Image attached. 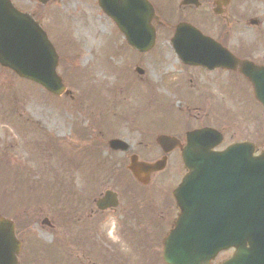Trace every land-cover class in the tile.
<instances>
[{
	"label": "rangeland",
	"instance_id": "1",
	"mask_svg": "<svg viewBox=\"0 0 264 264\" xmlns=\"http://www.w3.org/2000/svg\"><path fill=\"white\" fill-rule=\"evenodd\" d=\"M14 1L46 31L59 54L57 72L69 90L55 97L0 67V215L16 221L25 251L30 244L51 248L47 258L31 253V264H58L52 254L56 231L40 224L44 216L53 223L60 215L73 217L77 201L95 198L108 183L119 190L123 184L137 188L118 165H125V155L107 147L110 138L125 140L135 151L138 142L147 143L157 133L204 124L222 131L228 141L243 139L264 150V108L251 90L229 74L189 73L169 43L172 26L190 21L264 63V0H230L221 15L212 13V0H201L196 9L182 7L180 0H152L162 25L146 54L123 43L96 0ZM96 151L108 160L96 164ZM170 162L165 173L181 172L178 157ZM69 217L63 218L68 226ZM58 233L70 236L64 229ZM21 260L28 264L25 255Z\"/></svg>",
	"mask_w": 264,
	"mask_h": 264
},
{
	"label": "water",
	"instance_id": "2",
	"mask_svg": "<svg viewBox=\"0 0 264 264\" xmlns=\"http://www.w3.org/2000/svg\"><path fill=\"white\" fill-rule=\"evenodd\" d=\"M189 1L183 0V3ZM98 4L132 47L139 51L152 47L155 38L150 24L152 8L146 0H98ZM206 39L196 28L180 23L171 42L185 63L226 60L220 53L208 57V53L199 50L205 46ZM0 64L54 94L64 90L55 72L57 55L45 32L9 0H0ZM240 71L252 83L255 98L264 105V67L242 61ZM218 136L209 128L187 134L188 145L182 151V160L189 172L175 196L182 210L181 220L189 227L185 236L172 233L165 239L163 256L170 264H209L219 250L232 245L235 252L220 264H264V152L252 156V145L246 143H234L223 151L213 152L210 149L220 141ZM166 140L170 138H157L159 143ZM118 142L112 140L110 145L118 147ZM157 164L133 162L132 168L150 171ZM136 177L139 178L137 173ZM221 192L223 204L235 207L234 222L202 218L203 207L218 203ZM186 215L193 217L188 220ZM19 248L13 222L0 217V264H16Z\"/></svg>",
	"mask_w": 264,
	"mask_h": 264
},
{
	"label": "flooded vegetation",
	"instance_id": "3",
	"mask_svg": "<svg viewBox=\"0 0 264 264\" xmlns=\"http://www.w3.org/2000/svg\"><path fill=\"white\" fill-rule=\"evenodd\" d=\"M212 1L215 5L217 4L221 12L225 13L227 0ZM184 7L190 8L191 6ZM153 21L156 28L162 25L158 16H155ZM227 35L230 36V34ZM215 40L236 57L257 63L251 52L248 51L245 54L234 51L230 40L224 41L218 38ZM180 65L189 73L195 71L204 76L211 73L217 75L225 73L241 77L247 82L237 71L219 67ZM214 79L216 77H210V80L213 81ZM195 128H199V126L191 127L186 131ZM186 131L184 133L176 132L174 135L179 140L178 145L144 144L139 151L141 144L138 142L137 151L149 156L156 155L154 160L162 157L168 159L170 156H180V147L186 144ZM224 146L225 143L222 142L215 149L218 150ZM122 153L128 159L131 155L136 154L131 151L130 146H127ZM166 170L165 165L162 169L151 173L150 182L146 185L139 184L138 186L137 184L135 189L127 184L123 185L122 190L113 194L114 198L104 199L100 203L101 208L97 207V202L98 199L102 198L103 193H99L97 198H91L84 203L77 204L72 211L73 217H69L70 226L64 225V216L60 215L56 224L50 226H54L56 229V253L59 264H166L162 260L163 239L175 229V223L180 212L173 196V189L180 182L187 169L182 167L181 172L170 175L165 173ZM111 202H115L114 205H110ZM108 218L112 219L111 222L108 221ZM108 226H110V231L106 232ZM71 228L75 230L70 231ZM62 229H66L70 236L65 238L62 236L61 238L58 231L61 232ZM113 234L114 239H112ZM64 242L66 247L62 249L61 246ZM230 252L232 249L220 252L221 257L216 261L224 259L222 255H228ZM151 257L152 262L146 261V258Z\"/></svg>",
	"mask_w": 264,
	"mask_h": 264
}]
</instances>
